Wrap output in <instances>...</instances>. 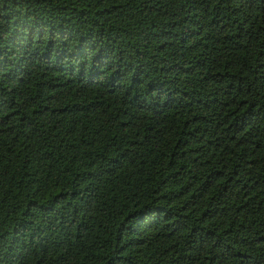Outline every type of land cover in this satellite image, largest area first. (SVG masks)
Masks as SVG:
<instances>
[{
  "label": "trees",
  "instance_id": "16d2710c",
  "mask_svg": "<svg viewBox=\"0 0 264 264\" xmlns=\"http://www.w3.org/2000/svg\"><path fill=\"white\" fill-rule=\"evenodd\" d=\"M0 264H264V0H0Z\"/></svg>",
  "mask_w": 264,
  "mask_h": 264
}]
</instances>
